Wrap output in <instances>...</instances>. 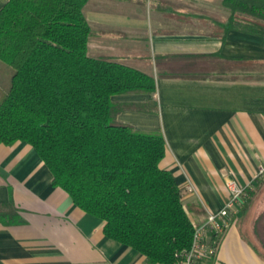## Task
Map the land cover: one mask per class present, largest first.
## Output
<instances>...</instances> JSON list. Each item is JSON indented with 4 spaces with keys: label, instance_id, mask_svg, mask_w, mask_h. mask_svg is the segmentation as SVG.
<instances>
[{
    "label": "crops",
    "instance_id": "obj_1",
    "mask_svg": "<svg viewBox=\"0 0 264 264\" xmlns=\"http://www.w3.org/2000/svg\"><path fill=\"white\" fill-rule=\"evenodd\" d=\"M84 14L90 56L155 77L153 94L114 97L132 106L118 119L163 134L161 166L192 222L224 205L228 179L251 185L204 264H264V202L249 194L264 187V175L255 179L264 165V37L226 29L234 14L223 0H89ZM7 74L0 63V99ZM0 209V264H159L106 236L105 221L54 186L27 142L0 144Z\"/></svg>",
    "mask_w": 264,
    "mask_h": 264
},
{
    "label": "trees",
    "instance_id": "obj_2",
    "mask_svg": "<svg viewBox=\"0 0 264 264\" xmlns=\"http://www.w3.org/2000/svg\"><path fill=\"white\" fill-rule=\"evenodd\" d=\"M89 0H7L0 9V63L8 68L0 99V144H31L85 212L105 221L106 236L177 264L194 223L173 173L162 168L166 141L118 115L114 100L153 94L155 77L111 57L88 54ZM234 15L226 29L264 37V0H223ZM250 18L238 20L235 13ZM0 209V219L6 222Z\"/></svg>",
    "mask_w": 264,
    "mask_h": 264
},
{
    "label": "built area",
    "instance_id": "obj_3",
    "mask_svg": "<svg viewBox=\"0 0 264 264\" xmlns=\"http://www.w3.org/2000/svg\"><path fill=\"white\" fill-rule=\"evenodd\" d=\"M263 175L264 165L260 167L255 179ZM226 185L228 197L224 205L217 211L209 212L202 223L194 224L191 246L177 255V264H204L215 255L217 237L232 223L251 188V185L244 186L234 178L228 179Z\"/></svg>",
    "mask_w": 264,
    "mask_h": 264
},
{
    "label": "rangeland",
    "instance_id": "obj_4",
    "mask_svg": "<svg viewBox=\"0 0 264 264\" xmlns=\"http://www.w3.org/2000/svg\"><path fill=\"white\" fill-rule=\"evenodd\" d=\"M240 17H241L240 19H243V18H247L250 16H248V14L240 13ZM259 187H260L259 191H258V189L256 191L252 190L249 192V194L252 196L259 195V197H253V198L257 199L258 201L264 202V187L263 186H259ZM247 198H248V200H250V197H247Z\"/></svg>",
    "mask_w": 264,
    "mask_h": 264
}]
</instances>
